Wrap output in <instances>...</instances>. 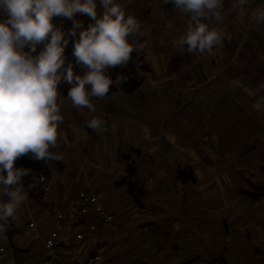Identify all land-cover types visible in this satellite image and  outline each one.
<instances>
[{"label": "crops", "instance_id": "crops-1", "mask_svg": "<svg viewBox=\"0 0 264 264\" xmlns=\"http://www.w3.org/2000/svg\"><path fill=\"white\" fill-rule=\"evenodd\" d=\"M117 2L125 6L126 15L142 22L141 33L130 42L146 46L151 73L134 92L119 88L105 96L107 105H95V112L77 110L60 95L64 122L53 150L63 160L55 163L47 201L56 213L64 212L81 190L91 191L114 213L119 229L113 233L102 227L85 242L73 237L68 243L59 240L63 259L85 264L87 256L100 252L105 264H128L120 253L123 249L112 248L113 239L119 238L127 242V252H137L141 259L172 256L171 251L149 248L158 241L156 233L165 234L164 227L171 224L169 210L178 207L172 205V197L177 202L179 191L185 189V217L202 214L204 221L218 226L219 240L229 244L224 253L228 264H242L247 258L264 264V198L253 201L236 190L246 169L264 181V25L242 17L231 7L232 0H225L223 23L214 26L231 39L215 46L211 55L188 54L174 47L173 40L184 33L189 17L181 16L171 3ZM258 6H264V0H248L246 11ZM102 11L98 3V16ZM92 118L106 124L98 131L87 128L85 121ZM240 127L245 130L238 132ZM241 136L245 140L236 143ZM16 161L17 167L30 169L37 160L29 154ZM22 182L28 199L14 223H24L25 204H37V218L29 222L36 221L44 236L36 242L28 224H16L21 232L15 238L27 251L11 259L16 264H40L45 236L54 229L62 234L68 224L38 205L33 197L39 191L36 178L24 176ZM34 182L36 186L29 188ZM118 218L123 223L121 236ZM131 227L140 240L138 247ZM3 245H9L5 234L0 238ZM182 250L175 248L173 256Z\"/></svg>", "mask_w": 264, "mask_h": 264}, {"label": "clouds", "instance_id": "clouds-1", "mask_svg": "<svg viewBox=\"0 0 264 264\" xmlns=\"http://www.w3.org/2000/svg\"><path fill=\"white\" fill-rule=\"evenodd\" d=\"M171 3L181 16L187 15L186 30L173 40V46L188 54H213L215 46L231 36L221 27L225 0H163ZM102 15L97 14V5ZM131 3V0H129ZM248 0H232L231 7L243 17L264 25V6L250 13ZM76 14H86L93 21L84 28ZM54 17L72 20L67 36L74 41L75 63L86 69L74 73L73 64H66L65 48L69 39ZM213 25V26H210ZM142 22L135 15H126L125 6L117 0H0V238L16 220L17 212L28 199L22 178L30 169L16 168L19 157L31 154L36 160L62 161L58 147V128L64 122L58 105V86L71 85L68 99L79 110L95 112L93 97L104 98L113 80L108 68L126 66L133 52L139 55L146 46L130 42L141 33ZM42 50L36 53L37 46ZM28 48V51H25ZM126 79L118 77L117 82ZM90 85V87H86ZM106 121L92 118L87 128L98 131ZM6 173V174H5ZM36 183L29 185L35 187ZM6 197L7 199H3Z\"/></svg>", "mask_w": 264, "mask_h": 264}, {"label": "rangeland", "instance_id": "rangeland-1", "mask_svg": "<svg viewBox=\"0 0 264 264\" xmlns=\"http://www.w3.org/2000/svg\"><path fill=\"white\" fill-rule=\"evenodd\" d=\"M107 97L102 99L93 100V104L96 107H99L103 104L107 105ZM245 128H239L238 132L244 131ZM245 140L243 136H241L236 143ZM230 163V161H225L222 163V166H226ZM17 161L14 164V167L17 168ZM122 164V163H121ZM26 168V167H25ZM2 192V189H0ZM181 191H179L178 200L176 202L175 197H172L171 203H178V207L175 209H170L171 214V224L167 227L165 234H160L157 232L156 235L158 241L154 242L149 249L152 248H159L162 251H171V255H166L165 257H150V258H143L141 259L138 257V253H129L127 252L128 246L125 244L123 246V240L113 239L112 248L115 249H123L121 250V255H124L126 262L128 264H228V258H225L224 253L226 252L223 250L224 242L220 241V234L221 232L218 230V226L216 224L206 222L203 220V215L198 214L195 218L185 217L187 213L186 210L180 209L181 204ZM33 206H26L24 205L23 212L25 214L24 223L16 222L17 226L20 228H24L27 226L29 220L34 217L36 219V215H34L36 209H38L37 204H33ZM118 221L121 226V231L119 236L123 233V223H121V218H118ZM181 222V224L179 223ZM179 223V224H178ZM131 233L135 234L134 238V245L138 247L139 245V238L137 233L134 232V228L131 227ZM183 230V231H180ZM133 238V237H132ZM131 238V239H132ZM143 238H145L143 236ZM226 238V237H225ZM127 243V242H125ZM228 244V243H227ZM229 245V244H228ZM264 247V246H263ZM175 248L178 250L183 249L181 254L178 256H173L174 253L177 251H173ZM108 249H105L104 252H107ZM108 253V252H107ZM162 253V252H161ZM256 262L252 260V258H247L242 264H255Z\"/></svg>", "mask_w": 264, "mask_h": 264}, {"label": "built area", "instance_id": "built-area-1", "mask_svg": "<svg viewBox=\"0 0 264 264\" xmlns=\"http://www.w3.org/2000/svg\"><path fill=\"white\" fill-rule=\"evenodd\" d=\"M54 151V150H53ZM56 161L37 160L35 166L30 168V176L36 178L43 188L44 198L47 199L51 191V178ZM57 219L68 224L62 234L54 229L48 232L44 239V255L40 264H75L73 261L63 259L58 250L59 240L66 243L73 237L77 241L85 242L92 238L94 233L102 227H107L110 232L117 233L118 224L114 221V213L106 207L99 195L88 190L78 193L77 201L67 211L58 212ZM76 223V224H74ZM74 224V225H73ZM73 225V227H71ZM34 241L43 239L44 232L36 221L28 223ZM13 248L10 245L0 246V263L16 264L11 259ZM85 264H105L103 254L96 252L86 257Z\"/></svg>", "mask_w": 264, "mask_h": 264}, {"label": "trees", "instance_id": "trees-1", "mask_svg": "<svg viewBox=\"0 0 264 264\" xmlns=\"http://www.w3.org/2000/svg\"><path fill=\"white\" fill-rule=\"evenodd\" d=\"M74 19L83 21L84 28H87L88 24L93 22L91 18L87 16L86 14H76ZM53 23L57 26H61L62 29L65 31L66 36H67L68 31L73 26L72 20H69L64 17H54ZM78 35H79V32H77L76 37L67 36V38L69 39V44L65 48V56L67 58L66 64L67 63L73 64L74 73L83 75L86 69L80 65H77L75 63V57L72 55L74 41L75 39L78 38ZM42 47H43L42 45H38L36 53H33V55L39 53V51L42 50ZM25 51H28V48H25ZM145 51L140 53L139 55L133 52L131 54L132 58L130 59V61L128 62L126 66H117L115 68H108L106 70L107 74L113 80V84L110 85L108 95L118 90L119 88L123 89L124 91L128 93H131V92H134L136 89H138L142 85V83L144 82L146 78V74L151 73V70H152L150 65L148 64ZM118 77H125L126 79H123L120 82L116 83ZM70 87H71L70 84L62 81L61 84L58 86L59 94L62 95L64 98H68V91ZM86 87H90V85H86ZM92 99L95 100L98 98L93 97ZM17 168H25V165L22 164L21 166ZM241 173L243 176V184L236 187V190L238 191V193L242 194L243 196L248 197L250 200H253V201L259 198H264V181L259 180V179H254L253 174L250 169L243 170L241 171ZM43 193H44L43 188L41 184L39 183V191L37 193H34L33 197L35 198L38 205L41 206L44 210H46L51 215L57 216V213L54 210L53 205L49 203L47 199L44 198ZM186 194H187L186 190L183 189V191H181V197L183 200L181 209L183 210H186L185 205H187L186 203L187 195ZM3 199H7V198L3 197ZM9 224H10V227L6 231L5 235L8 239L9 245L13 248L14 256L18 260L21 254L27 251V248L21 245L15 238L21 232V229L17 227L14 221L11 219L9 220ZM227 249H228V244L227 242H224L223 250L226 251Z\"/></svg>", "mask_w": 264, "mask_h": 264}]
</instances>
